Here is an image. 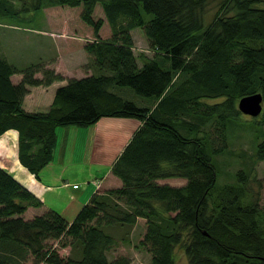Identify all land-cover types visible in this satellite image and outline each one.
<instances>
[{"label": "trees", "instance_id": "obj_1", "mask_svg": "<svg viewBox=\"0 0 264 264\" xmlns=\"http://www.w3.org/2000/svg\"><path fill=\"white\" fill-rule=\"evenodd\" d=\"M257 1L219 0L208 16L209 0H0V22L46 6H80L94 36L83 45L94 71L56 87L45 111L23 109L27 86L62 76L41 63L19 69L0 54V134L17 131L18 160L35 178L50 162L57 126L102 116L141 122L111 164L120 184L96 189L70 221L49 208L25 219L26 208L42 201L0 166V264H27L28 255L32 264H133L124 255L108 258L119 242L108 228L138 217L145 231L136 247L149 252V264H173L177 247L188 264H264V202L246 185L251 168L218 184L215 160L241 114L238 98L260 92L264 104V9ZM104 24L110 34L102 38ZM134 27L143 29L152 55L134 53ZM15 72H22L18 83L10 80ZM119 86L145 104L112 90ZM250 160H264V137ZM167 177L185 182L158 181ZM62 237L79 256L45 246Z\"/></svg>", "mask_w": 264, "mask_h": 264}, {"label": "rangeland", "instance_id": "obj_2", "mask_svg": "<svg viewBox=\"0 0 264 264\" xmlns=\"http://www.w3.org/2000/svg\"><path fill=\"white\" fill-rule=\"evenodd\" d=\"M218 1L219 0H209L206 8L208 16L216 9ZM253 5L264 9V0H259ZM54 6L55 7L46 6L45 9L43 8V10H37L36 12H33L31 17H17L6 20L12 24L15 23L17 27H7V25L0 26V48L4 51L3 53L8 57L9 60L16 61L17 65L20 64L23 66L19 69L25 68L29 64H36V62L41 63L42 60L38 58L40 55L53 56L55 51L57 53V49L55 48L57 47L56 38L62 40L59 35L55 37L49 32L46 33V35H40L35 31H32L33 28H44L47 31H65V34L67 35H75L72 37V39L67 36L69 38L67 41H69L72 45L71 52H73L74 57L70 60V63L76 64V61H80L81 59L84 61L81 63L80 69L78 68V71H75V74L78 75L82 70V73L88 75L90 72L89 70L94 71V68L91 66L90 68H87V66H89L88 64L91 63L92 57L90 54L85 57L83 54L85 51L82 53L79 49V45H81V42L84 45L86 42L93 40L94 36L91 32V28L80 19V6H76L78 9H71L68 8V6ZM100 12L101 9L97 5L95 9V15L101 16ZM47 18L51 20L48 22ZM130 32L133 40L134 53H142L147 56L152 55L153 50L149 47V42L144 35L143 29L141 27H134L130 30ZM100 33L102 38L109 36V26L107 24L102 25L100 28ZM48 34L52 36L53 39H51ZM52 40H55L56 42H53ZM112 90L124 95L125 97L127 96V98L135 100L140 104H145L143 100L137 99L140 97L128 87H113ZM214 100L218 99H209V101ZM263 112L264 104H262V110L260 114L256 117L241 113L237 120H235L234 123L227 128L225 148L215 155L217 169L219 172L217 178L218 184L233 182L235 172L241 167H246V169L251 168V174L247 179L246 185L252 192L255 193V195L257 194L259 205H262L264 202V160L251 162L250 155L253 153L256 143L264 137ZM115 117L120 116H111L105 118L114 119ZM123 119L129 121L127 122L128 126H126L124 130H129L133 133L136 128L134 127L131 129V127L134 123H137L138 119L134 117H123ZM64 126L70 127L69 132L71 133V136H67L68 138L66 137L67 139L65 141V146L69 145L72 137L75 139L74 146L75 150L78 152V148L81 146L80 141L83 143V138H88V142L90 143V136L94 133V130L90 131V127L88 128L87 126L78 125H60L57 126V128L61 129ZM86 127L88 128V133L79 129ZM60 129H58L57 132L55 131L56 135H58L57 142L62 138L61 133L63 131ZM77 129L78 131H76ZM209 130L212 137H214V133L212 131L213 129L209 128ZM68 135L70 134L68 133ZM107 139H110V142L114 145H116L115 142L118 141V139L113 140V138L108 135L102 137V140L99 139V144L97 142V144H95L93 141L91 142L93 145L92 149L95 147V151H99L98 155H101V153L103 154L107 150H114L112 144L110 149H104L101 147V144L103 145ZM111 155L112 153L109 154V156ZM7 165L8 164H4L3 166L7 168ZM158 181L160 183H167L170 185H181L185 182V179L182 177H167L158 179ZM99 188L104 189L105 187L100 186ZM35 210L36 209L32 208L25 210L23 217L25 219L32 218ZM108 231L111 232L119 241L117 246L113 247L107 252L109 259L124 255L127 256L133 264H149V252L144 247H136V244L143 237V233L145 231V218L138 217L133 225L115 224L109 226ZM69 241L70 239L68 237H62L60 239L47 238L44 240L46 247H54L62 256H79L78 247L72 246V244H69ZM174 258L175 260L173 264H188L187 258L180 247L176 248ZM26 262L27 264H32L33 257L28 255Z\"/></svg>", "mask_w": 264, "mask_h": 264}, {"label": "crops", "instance_id": "obj_3", "mask_svg": "<svg viewBox=\"0 0 264 264\" xmlns=\"http://www.w3.org/2000/svg\"><path fill=\"white\" fill-rule=\"evenodd\" d=\"M52 7L55 6L53 5ZM50 20L51 19L47 18L48 22ZM4 25H7V27H17L15 23L12 24L8 21L0 22V26ZM32 31H35L40 35H46V33L49 32L55 37L59 35V37L62 38V40L56 38L57 47L55 48L57 49V53L55 51L53 56L40 55L38 57L42 60L41 64L44 67L53 69L54 72L62 75V78L55 79L46 85H29L28 91L22 97L21 105L23 109L27 111H45L53 99L56 87L66 83L68 78L82 77L87 74L82 73V70H79L80 72L78 75L75 74V71H78L77 69H80L81 63L84 62L82 59L76 61V64L70 63V60L74 57L73 52H71L72 45L67 39H72L75 35H67L65 34V31L61 32L59 30L47 31L44 28H33ZM48 36L53 39L49 34ZM67 36H69V38ZM52 41L54 42L55 40ZM79 49L82 53L85 51V53H83L85 57L89 54L84 49L82 42L81 45H79ZM3 52L4 51L0 48V54H2L8 62L12 63L17 68L23 67L20 64L17 65L16 61L9 60ZM89 71L90 74L92 71ZM41 76V71H36L34 73V77L40 78ZM21 78V72H15L10 75V80L13 83H18ZM105 117L111 116H102L95 122L86 125L88 128L90 127V131L94 130V133L90 136V143L88 142V138H83V143L80 141L81 146L78 148L79 152L75 150V139L73 137L69 145L65 146V141L68 138L67 136H71V133L69 132L70 127L64 126L61 129L56 127V132L58 129L63 131L61 133L62 138L57 142L58 135H56V141L52 149L50 162L40 169L38 178H35L34 175L18 160L17 131L14 129L16 131V139L12 146L14 150V158H6L5 152H1L0 162H2L3 165L8 164L7 171L42 201V205L37 207L28 206L26 210L29 208L36 209L34 211L35 215L42 213L45 209L49 208L61 213L63 217L70 221L81 205L85 203L89 196L100 186L107 188L120 184L119 178L111 173L110 167L113 160L130 138L129 136L132 135V132L124 130L126 126H128L127 122L129 121L123 119V117H115L114 119ZM140 123L141 122L138 120L137 123L133 124L131 129L134 127L137 128ZM87 127L79 129L87 132ZM7 130H12V128ZM5 131L0 134V136L3 135ZM76 131H78V129ZM67 132L70 135H68ZM108 135L111 136L113 140L118 139V141L115 142L116 145L111 143L110 139H107L103 145L101 144V147L104 149H110L112 144L114 150L103 151V154L101 153V155H98L99 151H95V147L92 149L93 145L91 142L93 141L95 144H99V139L102 140V137ZM111 153L112 155L109 156Z\"/></svg>", "mask_w": 264, "mask_h": 264}, {"label": "water", "instance_id": "obj_4", "mask_svg": "<svg viewBox=\"0 0 264 264\" xmlns=\"http://www.w3.org/2000/svg\"><path fill=\"white\" fill-rule=\"evenodd\" d=\"M263 98L260 92H252L240 96L236 102L237 109L243 113L256 117L262 110Z\"/></svg>", "mask_w": 264, "mask_h": 264}, {"label": "bare ground", "instance_id": "obj_5", "mask_svg": "<svg viewBox=\"0 0 264 264\" xmlns=\"http://www.w3.org/2000/svg\"><path fill=\"white\" fill-rule=\"evenodd\" d=\"M29 87V86H27ZM16 139V131L14 129L7 130L3 135L0 136V153L5 152L6 158H14V150L12 148L13 143ZM4 154V153H3ZM15 160V159H13ZM17 165V164H16ZM21 165V164H20ZM0 166L4 169L8 170L5 166H3V163L0 162Z\"/></svg>", "mask_w": 264, "mask_h": 264}]
</instances>
